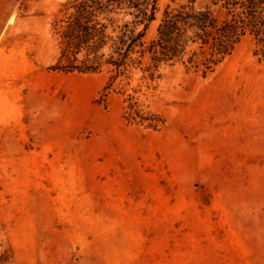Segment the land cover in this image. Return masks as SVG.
I'll use <instances>...</instances> for the list:
<instances>
[{"label": "rangeland", "instance_id": "374dc122", "mask_svg": "<svg viewBox=\"0 0 264 264\" xmlns=\"http://www.w3.org/2000/svg\"><path fill=\"white\" fill-rule=\"evenodd\" d=\"M66 1L0 0V264H264L252 38L110 80L60 60Z\"/></svg>", "mask_w": 264, "mask_h": 264}, {"label": "trees", "instance_id": "16d2710c", "mask_svg": "<svg viewBox=\"0 0 264 264\" xmlns=\"http://www.w3.org/2000/svg\"><path fill=\"white\" fill-rule=\"evenodd\" d=\"M172 2L158 16L159 0H67L60 60L82 72L105 64L112 80L137 70L153 78L162 64L176 62L207 74L246 36L264 56V0Z\"/></svg>", "mask_w": 264, "mask_h": 264}]
</instances>
